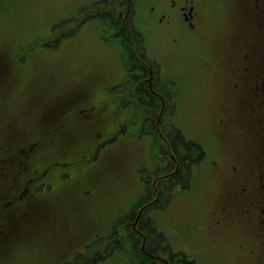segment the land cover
Listing matches in <instances>:
<instances>
[{
  "label": "rangeland",
  "instance_id": "1",
  "mask_svg": "<svg viewBox=\"0 0 264 264\" xmlns=\"http://www.w3.org/2000/svg\"><path fill=\"white\" fill-rule=\"evenodd\" d=\"M172 1H176L175 4L178 5L179 9H181L180 3L183 5L186 3L183 2V0H0V69H2L3 75L7 71L13 73V69L19 65L20 67L27 68V72L29 73L42 70L41 74L44 77L47 78L49 72L50 76L53 77L62 73V71L59 70V68H61L60 65H64V63L68 62L80 63L83 59L84 64L81 66L76 63L70 64V67L66 68L65 74L68 79L74 78L83 80V87L85 89H80V91L89 93L90 96H93L94 102H97V88L102 86V77L100 75L105 71L94 70L93 64L96 65V62L87 58V50L91 51L96 45V41L101 38L113 40L118 37L120 38L121 48L124 51V55H121L122 60L125 59L126 62L130 63L132 68H136V72L140 74L137 76L139 82L131 76L132 73L127 76H131L132 92L135 91V89H144L143 85H145L149 90L154 91V94L156 93L155 101L153 100L151 103L152 107L145 110L144 113L141 112L139 108L140 105L138 101L140 100L138 98H128L132 115L136 113L138 118L143 119L144 117L146 121L153 122L155 133L160 135L159 121L161 124H169V111H173L172 115L178 118L179 127L182 129L186 128L188 134L199 139L204 148L209 152L206 161L203 163L204 166H206L207 183L206 180L203 181L198 178V181H195V184L192 186L191 191L188 194L184 193L176 196L174 202L168 206V209L155 207V205L152 206V202H154V204L157 202V199L153 201L152 197L150 201L144 200L141 205L142 209L143 207L145 208L144 212L136 220L129 221V224L119 226L117 222H115L111 225V228L107 230L110 225V219H107V216L104 215V217L99 220V223L105 228V236L116 234L107 243L98 241L93 246V254L91 256L84 261L80 260L74 264H94L97 260L99 264H136L138 258H146L150 260L152 264L156 262L158 264H165L161 259L157 258L155 261L150 257L145 252L144 247L137 246V236H141V222L145 230L144 237L141 236L140 243L144 244V242L146 243L148 241L146 243V249L155 252L152 245H157V241H153L154 239L151 243L149 241L154 238V233L152 232L153 227L166 228L165 230L168 231L171 240L177 248L184 249L190 255L196 257L194 258L195 264H229L230 260H233V257L236 256V249L246 254V250L250 249L248 245H254L256 249H259L261 246L264 248V237L259 233L261 232L264 234V227H259L258 229L250 227L251 230L243 231V225L241 224L238 229L242 235L237 238L235 244L228 245L225 242V235L222 234V231H218L219 227H213L211 225L204 226L205 229H202L199 225L200 222L192 215L194 211L208 213L210 210L204 211L203 208L207 205H209L210 208L214 207L215 195H217L218 200L222 201V203L226 204V202H231V205H233V199L236 193L230 186H227L225 191H221L222 197L218 195V192L228 184L227 180L233 179V174L236 173L235 169L232 172L230 163L236 161L239 166L244 165L246 171L243 177L246 176L247 182L249 183L250 178L253 177L252 167L248 164V160L244 161L245 154L243 150L248 147L251 149L257 148L259 151V147L264 148V146L258 142L259 138L255 139V136L251 134L252 130L256 127V119H254L251 114L257 115L256 112H247L241 118L223 117V121L229 125L220 126L218 131H220V129L226 130V127L228 128L230 126V128L234 130L233 135H230L231 133H218L216 129L213 130L207 126L205 118L199 115L195 117L192 114L193 112L186 115L182 109L188 108L191 101V106L194 107L193 111L198 108V112L203 113L204 109L209 110L210 107L214 111H217L216 103H211L208 98L215 99L216 101L219 99H217L216 95L212 96L210 93L206 94L207 90L203 91L200 89L197 90V93L195 92L193 96H188L192 91V88L189 87L186 97L179 98L181 100L179 101L178 108L171 107L168 109V106L173 103V99L167 95L168 91L166 87L171 89L172 85L170 81L173 78L175 79V73H178L174 65L177 59L174 52L177 50L174 48L176 44L174 37L170 36L168 31L166 33L161 32L166 28V30L172 29L175 33H179L181 32L183 24L180 15L181 10L179 13L177 11H167L170 9ZM233 1L234 0H200V6H198V0H195V5L192 2H187V8L189 9L190 6L194 5L197 14L199 12V16L204 20V23L198 24L191 30L192 40L186 42L187 45L183 43L182 49L187 52V61L195 69L192 71V75L197 79L203 78L212 68H217L221 72L223 71L224 73L222 74L224 78L214 76L216 81L215 85L218 86L221 92L231 86L237 97L232 100V103L237 104L238 97H245V101H248L252 96L257 97L259 93H263L264 84L259 87L248 84V75L260 60L257 61V59H254L249 63L243 62L241 59L242 53L237 54V51L233 50L234 47H237L234 44L237 37L231 35L232 31L228 34L229 29L225 30L223 28L222 23L231 24V29L234 25L233 19H227L226 15H222L226 14V11H228V14L234 16V13L232 14L231 12ZM235 1L239 2L240 0ZM241 1L243 15L246 12L248 15H251L250 13L253 11V3L251 0ZM127 7L131 8L130 23L134 32L133 38L130 32L128 35H123L122 32H120L122 25L126 22V15L123 18L121 14ZM216 7L219 8V10L212 13L211 16L206 17V14H210ZM101 11H104V15ZM165 11L166 16L162 23H160L159 20L153 21L154 15L159 17V15ZM97 13H99L98 16H96ZM197 14L195 15L198 16ZM213 14L220 15L214 16ZM89 16H95L96 18L88 19ZM224 18H226L225 22H221ZM244 18V20H247L245 16ZM249 19H251V17ZM70 26H72V29L69 28ZM81 27L83 28L75 39L76 48H78L76 49L75 45L71 44L72 41L70 43L66 42L68 37L78 33ZM141 29H144L147 35H151L147 40L149 44L142 43L144 36L142 35ZM68 30H73V33H68ZM158 35H160L159 38ZM225 35L226 38H224ZM209 40L213 41L215 45H219L222 49L219 52L213 53L211 56L212 59L206 52L209 46ZM192 41H196V43L200 42V45H198L199 47H192ZM65 44H68V46H64ZM231 46L232 48H230ZM133 47L138 56H132ZM160 47H162V52L164 54H162L161 58L158 57L155 59V55ZM79 50L83 53L84 58H81V56L77 54ZM246 56L247 54L244 58H246ZM214 58H216V62ZM156 60H160V63H157ZM144 61H147L146 66L143 65ZM14 63H16L15 67L13 65ZM182 67L187 69V63H184ZM260 68H262V66H260ZM114 71L128 73L129 70L119 67V69L114 68ZM160 71H163V80L159 79V75L157 77ZM43 72L47 74L44 75ZM262 80L264 81L262 74H253L250 82L261 83ZM52 81L57 82L58 80L52 79ZM139 83L143 85L139 86ZM223 86L225 88H223ZM124 95H126L125 92L118 91L115 94V104L119 102ZM189 97H191L190 102H188ZM144 100L150 101V99L146 98ZM98 102L97 104L100 107L101 104H105L109 107L107 101ZM117 109L116 107V110ZM175 110H177L176 114ZM211 114L214 118H212L210 123L218 126L220 115H215L214 112ZM104 116L105 115H103L99 122L97 121L94 123V127L91 126L90 128L93 130H96L97 127L99 128V124L104 122ZM106 116L110 118V124L115 126V113L109 109ZM142 121H144V119ZM41 124L43 123L39 125ZM50 126L54 127L59 125L56 123ZM118 128L121 127L118 125ZM102 131H105V129ZM243 133H249L250 136L245 139L244 137L246 135ZM136 136H138V134ZM94 138L95 135L87 132L86 137L82 136L83 144L78 150L68 147L71 156L76 155L75 159L81 162L83 160L81 157L87 153V149L89 146L91 147V142ZM65 142L70 143V140ZM125 142L131 144L132 147L138 146L134 149L140 152V154L138 158H133L130 163L118 165L114 175L122 176L126 173L130 176H134L135 171L139 173L143 166V161L145 159L143 149L146 143L141 144L136 140H128ZM121 143L122 140L120 139L116 145ZM224 147L226 149H224ZM180 148L181 145H179L178 149L180 150ZM55 154L60 155L59 150L55 149ZM94 159L95 157H92V160ZM95 162L96 160L94 163ZM79 165L81 167L80 163ZM96 167L97 166H93L92 162L87 161L84 163L80 175H73L72 178L68 180L66 179L70 177L69 175H67L66 178L61 175L62 183L66 180L65 184L70 186L74 184L72 181H87L90 176L85 174L87 172L91 173ZM220 177L222 182L219 186ZM56 180V177H50V183L41 184L38 187V191L41 193L42 191H50L48 194H53V191L57 190L59 187V183L55 182ZM120 180H122V178ZM241 182L244 188V180L242 179ZM163 184L162 182H155L154 180L151 182L153 189L160 188L164 186ZM251 185L253 187L248 190V192L256 195L260 189V182H255L253 180ZM133 188L135 191L132 190L129 195L125 193L119 198H116L115 205L111 211L112 220V214H114V217L117 216L124 209L129 207V205H132L138 198L136 189L139 188V183L135 186L134 182ZM94 189L95 188L87 189L86 192L81 194L80 198L77 199L81 201L82 198H92V201L95 203L97 201L96 197L100 198L101 195L97 194ZM41 193L39 194L40 202L35 205L34 210H20L16 214L12 212L10 213V217L15 215L19 220H32L35 216V212L41 211L42 218H44L46 212L58 213L57 207L61 208L60 204L67 202L65 198H62L58 202H45L41 199ZM104 199L106 202H109L107 198ZM45 203L48 209L46 211L43 210ZM258 204L257 202H252L250 204V206H253V212L257 213L259 211L260 207ZM94 208L95 207H93L92 210H94ZM97 211L98 208L95 210V213ZM243 213L244 212H241L242 219L246 223ZM236 214L238 213H233L231 209H229L225 218H230ZM54 217L59 219L58 215ZM108 217L110 218V216ZM215 217L216 214L213 215V218ZM238 217L239 214L235 218V222H239ZM146 218H150L151 226L146 227L144 223ZM258 223L259 217L257 216L254 224ZM215 231L217 233H213ZM84 233L86 236L93 235L95 230H90V232L85 231ZM220 241L225 243L221 244ZM83 246L85 245L77 246L78 250L82 249ZM223 249L227 250V254H225ZM262 251L263 253L260 255V258H264V250ZM49 254V252L43 250L42 256L46 258L42 261V264H48L51 261V259L48 258ZM109 254L114 256L107 261L106 256ZM225 255L227 256L225 257ZM166 258L168 259L170 257ZM96 264L98 263L96 262ZM170 264H172V262H170Z\"/></svg>",
  "mask_w": 264,
  "mask_h": 264
},
{
  "label": "flooded vegetation",
  "instance_id": "2",
  "mask_svg": "<svg viewBox=\"0 0 264 264\" xmlns=\"http://www.w3.org/2000/svg\"><path fill=\"white\" fill-rule=\"evenodd\" d=\"M176 1H172L169 12L181 10L182 15V28L181 32L175 33L172 29L166 30L164 28L161 33H166L173 36L176 44L175 48L183 50L182 44L191 39V30L198 24H202L203 20L199 16V12L193 9L190 12L186 6L187 2L195 3V0H183L186 2L184 5L180 3V8L175 4ZM175 4V5H174ZM189 10V13H188ZM197 14L198 16H196ZM166 16V11L161 14L159 18L160 22H163ZM160 35H158V38ZM145 37L142 43H145ZM162 47L157 51L158 56H162ZM132 56H138L134 47L132 48ZM140 60V58H139ZM142 60V59H141ZM143 61V60H142ZM144 66L147 65V61H144ZM62 70H66L67 63L61 66ZM129 70L127 76L131 74L136 81L139 82L137 76L140 74L136 72V68L127 67ZM107 70L112 71V67L108 66ZM0 69V258L4 256L14 255L20 256L24 254V249L27 246L42 245L46 242H59L60 244H66L67 241L76 242L77 234L69 239L66 238V230H78V226H73L70 222L72 216L76 215L80 206L81 193L77 190H67L66 180L64 183L61 180V175L64 178L67 177V171H73L78 168L77 162H67L63 158H67V148L70 144L77 146L80 138L82 137L83 125L79 120H75L74 124L69 122V118L66 117V112L74 104L78 106L82 98V92L80 91V85L77 81L75 89L72 88V82L69 79L61 80L58 85L48 83L42 87H32L31 94L26 101H16L13 97L8 95L6 85L12 80L13 73L8 71L2 74ZM159 74H157L158 77ZM113 73L104 74L102 76L101 83L105 84L109 92L106 95L105 101H107L109 108L112 112L117 114L118 118H127L131 113L130 101L128 98H138V104L141 112L148 110V107H152L153 98L150 101H145V90L135 89L132 92L131 79L126 77L120 83H115ZM160 79V78H159ZM161 80V79H160ZM174 84V80L170 81ZM143 85L139 83V86ZM121 86V88H120ZM144 86V85H143ZM148 89V88H147ZM118 91L126 93L122 99L115 104V94ZM64 92V94L58 93ZM149 94L155 98L154 91L148 89ZM64 98V99H63ZM116 107L118 108L116 110ZM37 112V114H36ZM177 110H175V114ZM60 117V121L57 118ZM39 120L41 125H36V120ZM149 120V119H148ZM169 124H161L159 121V134L153 133L155 146L157 147V156L160 157L162 162L170 163L166 166L159 165L150 172L154 181L164 183L163 185L169 186L170 181L174 180L171 164L174 165V160L185 161L191 160L190 153L184 154L188 150L187 145L192 139L188 133L181 134L178 137L176 128L173 127V123L168 119ZM148 125L153 126V122L146 121ZM59 124V127L54 129L61 134V130H64L63 137L57 143H51L50 141V125ZM70 140V143L65 141ZM105 145V143H102ZM179 145L185 150L181 153L179 158ZM55 149L61 152L62 158H57ZM189 155V156H187ZM173 167V166H172ZM50 177H56L59 182V187L53 191V194H48L50 191H38V187L41 184H49ZM151 182H148V186L152 188ZM62 183V184H61ZM177 184V183H176ZM161 188V187H160ZM155 191L156 195H167L168 190ZM153 189V188H152ZM41 193V199L47 202H58L62 198H65L67 202L60 204L61 208L57 207L58 213L46 212V216L42 218V212H35V216L32 220H23L17 217H10V213H18L20 210L25 211L27 209H35V205L40 202L39 194ZM110 194H107V197ZM114 195V194H113ZM44 204L43 210H48ZM58 215L59 219L54 216ZM78 222L81 217L73 216ZM130 213H127L123 219L122 225L129 224ZM146 227L151 226L150 222L146 219L144 222ZM97 228V226H93ZM144 227L142 222L140 223V233L144 237ZM152 232L157 238L156 246H163L164 240L158 238V232L153 227ZM140 236V238H141ZM141 242V240H140ZM63 264H66L65 260Z\"/></svg>",
  "mask_w": 264,
  "mask_h": 264
},
{
  "label": "trees",
  "instance_id": "3",
  "mask_svg": "<svg viewBox=\"0 0 264 264\" xmlns=\"http://www.w3.org/2000/svg\"><path fill=\"white\" fill-rule=\"evenodd\" d=\"M253 3H256V5H260V7L264 6V0H254ZM253 13H250V14H253ZM232 14H233V12H232ZM244 16L247 18V20L251 17V15H248L247 12L244 15L242 13L241 18H243V20L240 21L239 23L237 22L236 24H234L233 31H232L233 36H235V34L237 33L238 29H240V26L242 27V25H243V31H246L247 28H248L249 32L251 33L252 25L249 24L247 26V25L244 24L246 22V20H244L245 19ZM241 18H239L238 21ZM260 18H262V16H259V19H257V20H259V23L261 24L264 21V19L262 20ZM251 21H254V19H252ZM125 29H126V27L123 24L121 30H125ZM262 30H264V27L260 26L259 27L258 37H257V45H256V47H254V46L253 47L251 46L250 48L247 47L248 46L247 45V41H245L242 44V51H241L240 48L239 49L237 47L234 48V50L237 51L236 52L237 54L238 53H242L241 59L243 60V62L249 63V62H251L254 59H257V61L260 60V62L255 65L257 67L258 66H263L264 67V31L262 32ZM251 39H252V37H251ZM245 54H247L246 58H244ZM144 90H145V93H146L144 97L145 98H153V100L155 101V98L151 94H149L148 89H147V87L145 85H144ZM249 101L251 102V98L249 99ZM253 104H254V102L252 103V105ZM255 104H256V101H255ZM263 110H264V108H259L257 110H252V112H256L257 115L251 114L253 116V118L256 119V122H255V126L256 127H255L254 130H252L251 134L255 136V139L259 138L258 142L261 143V145L264 146V111ZM177 135H178V137L180 136L179 132L177 133ZM244 135L250 136L249 133H244ZM194 145H196V144L193 143V142H190L187 145L188 150ZM243 152L245 154V160L244 161L248 160L249 162L250 161L253 162L254 163L253 166H255L257 168V170H255V173L259 174L263 178L262 180L260 179V182H261V184H263V187H261L259 189V192L256 195L251 194L248 197L247 200L248 201H250V200L254 201L255 200L257 203H259L258 206L260 208H264V148L259 147V151L257 150V148H253V149L247 148V149L243 150ZM187 156H189V155H187ZM182 163H183V165H185V159L182 160ZM250 163H248V164H250ZM245 169L246 168H244V166L241 168V174L242 175H241V178H240V180L241 179L244 180V191L240 194V189H241L240 181L236 182L234 187H233V190L236 193V195L240 194L239 196L234 198V202H237V207L236 208H241V209H243V206L241 205V202L245 198L244 194L248 190L252 189V187H253L251 185V183L253 182V178L251 177L250 181L248 183L246 176L243 177V175H245V172H244ZM181 175H182V171L180 170V172L176 176V180ZM170 185H171V183H170ZM153 237L154 238L149 240L150 243L153 242V241H156L157 238L155 237L154 234H153ZM140 240H141V238L139 236H137V242H140ZM152 246H155V245L153 244ZM178 263L179 264H186L187 262L186 261H178Z\"/></svg>",
  "mask_w": 264,
  "mask_h": 264
},
{
  "label": "bare ground",
  "instance_id": "4",
  "mask_svg": "<svg viewBox=\"0 0 264 264\" xmlns=\"http://www.w3.org/2000/svg\"><path fill=\"white\" fill-rule=\"evenodd\" d=\"M146 107H148V108H150V106H146ZM144 113V112H143ZM143 113H142V115H143ZM180 182L182 183V184H185V180L184 179H180Z\"/></svg>",
  "mask_w": 264,
  "mask_h": 264
}]
</instances>
